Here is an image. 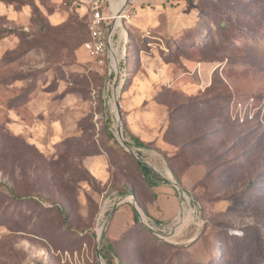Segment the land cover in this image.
Instances as JSON below:
<instances>
[{"label": "rangeland", "instance_id": "rangeland-1", "mask_svg": "<svg viewBox=\"0 0 264 264\" xmlns=\"http://www.w3.org/2000/svg\"><path fill=\"white\" fill-rule=\"evenodd\" d=\"M130 12L108 85L83 0H0V264H264V0Z\"/></svg>", "mask_w": 264, "mask_h": 264}, {"label": "built area", "instance_id": "built-area-1", "mask_svg": "<svg viewBox=\"0 0 264 264\" xmlns=\"http://www.w3.org/2000/svg\"><path fill=\"white\" fill-rule=\"evenodd\" d=\"M83 2L85 14L88 17V38L83 42V48L102 67L105 83L109 85L114 82L116 73L118 77L122 74L120 60L124 52L121 47L122 36L117 32V28L121 26L122 21H130L132 15L130 0L123 2L121 0H83ZM117 20L118 23L115 24ZM116 36L117 45L114 43ZM110 130L118 143L121 144V138H123L133 153L137 154L140 151L138 146L130 145L124 136L120 137L115 125H112Z\"/></svg>", "mask_w": 264, "mask_h": 264}, {"label": "crops", "instance_id": "crops-1", "mask_svg": "<svg viewBox=\"0 0 264 264\" xmlns=\"http://www.w3.org/2000/svg\"><path fill=\"white\" fill-rule=\"evenodd\" d=\"M123 52L125 51L123 50ZM152 181H154L156 184L152 187V193H153L152 202L151 203L146 202V209L148 210L147 211L148 213H149V209L152 208L151 206L161 205L162 207V205H164L167 202V200L171 201L172 193H173V189L172 187L169 186L170 183L167 180L154 179Z\"/></svg>", "mask_w": 264, "mask_h": 264}, {"label": "water", "instance_id": "water-1", "mask_svg": "<svg viewBox=\"0 0 264 264\" xmlns=\"http://www.w3.org/2000/svg\"><path fill=\"white\" fill-rule=\"evenodd\" d=\"M126 1H127V0H126ZM117 79H118V73H116V75H115L114 83H117ZM117 132H118V134L120 135V137L123 136V132H122V128H121V126H118V128H117ZM121 144H122L127 150H129L130 152H132V150L127 146V143H126V141H125L123 138H121ZM143 164H145L146 166H148L153 172L157 173L160 177H164V176L161 175V174H160L155 168L149 166L147 163L143 162ZM164 178H165V177H164ZM171 183H172L176 188H178L179 191L182 190V188L177 184V182H176L175 180H171ZM129 196H131V200H129V201L134 205V209H135L136 213L139 215V218L141 219V216H140V214H139V212H138V209H137V207H136V203H135V200H134V196H133V195H129ZM112 212H113V209H112L111 213L109 214V217L107 218V220H106L105 223L103 224V227L101 228V231H100L99 234H98V237H97V241H98V243L100 242V240H101V238H102L103 232H104V230H105L106 223H107V221L109 220V218L111 217ZM146 226H147L151 231H153L155 234H159L158 232H156L155 230H153L149 225L146 224ZM96 257H97L99 263H100V264H103L102 261H101V256H100L99 249L96 250Z\"/></svg>", "mask_w": 264, "mask_h": 264}, {"label": "trees", "instance_id": "trees-1", "mask_svg": "<svg viewBox=\"0 0 264 264\" xmlns=\"http://www.w3.org/2000/svg\"><path fill=\"white\" fill-rule=\"evenodd\" d=\"M6 32H7V33H13V32H16V31H14V30H10V29H6ZM87 38H88V32H87V36H86V38L83 40V42H84ZM133 141H134V144H136V146H142V145H143V143H142L138 138H136V137H133ZM138 154H139V153H137V155H138ZM137 164L139 165V167H140V169H141V171H142L143 174H151V175H153L151 169H150L148 166H146L145 164L141 163L140 161H137ZM153 176L155 177V175H153ZM156 179H158V180H162V179H159L158 177H157ZM149 180H150V179H149ZM155 184H156V183H155L154 181H149V182H148V185L150 186L151 189H152V187H153ZM152 194H153V193H152ZM152 198H153V196H152ZM59 209H60V208H59ZM60 211H61L62 215H64L62 209H60ZM132 214H133V218L136 219L138 215H137V213H136L135 210L132 211ZM102 240H104V237H103V236H102ZM111 253H112V248H111V246H110L108 243H104V242H102V243H101V247H100V256L108 262V259H109V258H108V255H111Z\"/></svg>", "mask_w": 264, "mask_h": 264}, {"label": "bare ground", "instance_id": "bare-ground-1", "mask_svg": "<svg viewBox=\"0 0 264 264\" xmlns=\"http://www.w3.org/2000/svg\"><path fill=\"white\" fill-rule=\"evenodd\" d=\"M124 0H121V2H123ZM118 23V20L116 21V23L115 24H117Z\"/></svg>", "mask_w": 264, "mask_h": 264}]
</instances>
